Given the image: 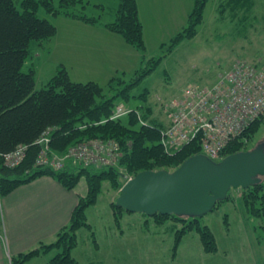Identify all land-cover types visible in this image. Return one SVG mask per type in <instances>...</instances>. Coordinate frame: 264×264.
<instances>
[{
    "label": "trees",
    "instance_id": "1",
    "mask_svg": "<svg viewBox=\"0 0 264 264\" xmlns=\"http://www.w3.org/2000/svg\"><path fill=\"white\" fill-rule=\"evenodd\" d=\"M206 1L194 0L187 16V26L171 38L165 47L168 51L195 35ZM222 3L224 8L229 4L230 9H234L249 6L251 0H225ZM84 4L83 0H21L17 6L15 0H0V199L17 186L43 175L56 179L66 189H74L80 179H84L87 185V194L78 197L69 224L58 232L57 240L19 254L12 258V264H23L53 247L58 250L48 264H82L70 255V250L76 244L75 231L82 226L89 227L85 208L98 200L103 183L118 191L128 177L140 171L172 170L188 157L202 153L198 141L185 144L171 153L165 152L158 131L165 125L155 119L141 124L134 112L138 111L142 118H146L151 112L149 106H138L124 117L111 118L117 104L115 98H129V88L134 82L121 85L122 80L115 76L105 86L94 80L77 82L71 80L61 66L42 87L35 88L34 69L23 70V64L30 56L33 42L48 40L56 33L54 23L38 15L40 7L51 15L61 14L88 24L103 25L144 56L142 23L136 0H117L114 19L107 23L88 16L78 7H84ZM163 55L148 58L150 67L139 72L135 81L149 73ZM262 125L264 119L252 121L229 142L222 157L250 149L251 141ZM48 129L50 150L56 154H63L68 147L79 142L103 139L117 143L118 160L112 166H85L69 159L59 169L37 164L40 145L36 141ZM18 145L27 146L23 160L16 166H6L1 155ZM240 189L242 206L252 217L264 219V180ZM229 191L213 209L224 201H232ZM111 207L115 211H124L116 206L115 201ZM151 218L158 224L167 220L174 223L173 251L183 235L191 231L198 233L206 252L217 249L212 231L200 223L199 217L156 213Z\"/></svg>",
    "mask_w": 264,
    "mask_h": 264
},
{
    "label": "rangeland",
    "instance_id": "2",
    "mask_svg": "<svg viewBox=\"0 0 264 264\" xmlns=\"http://www.w3.org/2000/svg\"><path fill=\"white\" fill-rule=\"evenodd\" d=\"M20 1L15 0V4L18 6ZM83 1L84 7L80 5L78 7L88 16L97 17L101 23L113 21L117 0ZM222 2L225 0H207L195 35L184 39L168 51L165 47L171 38L187 26V16L194 0H136L142 23L144 56L126 43L119 34L106 30L103 25L81 21L88 26L86 30L88 36H93L86 43L87 48L94 45L96 52L105 55L87 58L89 63L84 68L67 66L71 69L70 79L77 82L95 80L103 86L113 76L122 80L121 85L134 82L129 88V98L121 96L115 98L116 106L122 105L130 111L138 106H149L151 110L149 116L141 117L144 121L151 123L150 120L155 119L164 125L168 124L165 106L170 100L178 97L183 88L190 85L212 84L220 73L239 58L249 61L264 60V0H251L249 6L234 9H230L229 4L224 8L221 6L224 4ZM38 15L58 23L60 39L64 33L66 39L80 38L82 35L80 33H83V30L62 24L55 19L63 16L61 14L51 15L40 7ZM107 34L113 36L111 40ZM60 39L59 49L48 56L43 55L40 59V65L47 66L46 70L37 75L35 80L37 89L54 74L55 68L51 65L55 66L59 58L67 59ZM114 40L115 42H110ZM109 52H112L111 56L108 55ZM162 54L164 55L153 69L135 81L139 72L150 67L148 58H156ZM74 58L78 56L72 60ZM28 62L29 59L23 64V70H27ZM260 140H264V125L252 139L251 147ZM85 187L86 195L87 185L84 179L76 186L80 192L84 191ZM118 192L119 190L111 189L103 183L98 200L85 208V220L90 226H82L75 231L76 252L81 256H97L106 264H138L144 258L158 257L160 252L157 248L149 246V242H170L174 238V230L170 238L168 233L163 232L153 235L150 232L153 227L149 228L150 230L145 229L142 223L146 218L145 221L158 225L151 216L128 211H123L124 214L121 215L122 211H115L111 203L115 201ZM229 195L233 198L232 201H224L215 209L200 216V223L210 228L216 245L217 242L222 245L227 243L233 246V251H242L250 256L259 253L260 258L264 260V219L252 217L247 208L242 206L240 188L230 189ZM110 207L114 212L115 222L112 221L110 214H106ZM163 223L167 226L161 227L162 230L172 228L174 225L169 220ZM197 234L191 231L185 236L187 238L185 242H199L195 239ZM202 248L204 250L203 244ZM57 250L58 248L54 247L47 256L51 258Z\"/></svg>",
    "mask_w": 264,
    "mask_h": 264
},
{
    "label": "crops",
    "instance_id": "3",
    "mask_svg": "<svg viewBox=\"0 0 264 264\" xmlns=\"http://www.w3.org/2000/svg\"><path fill=\"white\" fill-rule=\"evenodd\" d=\"M168 7L171 10L170 5ZM55 19H58L62 24L81 29L83 33H80L82 34L80 38L69 37L67 39L66 33H64V36L60 39L58 38L60 34L59 25L53 21L56 26L55 35L40 43L33 42L30 56L27 58L29 62L26 69H34L35 80L38 77L37 75L46 70L47 65L43 64V67L40 65L41 57L43 55L48 56L51 52L57 51L59 49V39L62 40L67 59L59 58L55 66L51 65L52 68H55L54 74L63 66L70 77L71 69L67 66H70V68L72 66L84 68L89 63V59L87 58H98L99 55H105L103 52H101L103 54L96 52L97 49H95L94 45L87 48L86 43L93 36H88V32L86 31L88 26H85L86 24H82L80 20L63 16L56 17ZM107 35L109 40H111L113 36L111 34ZM110 42H115V40ZM108 55L111 56L112 52H109ZM77 56L78 58L72 60L73 57ZM48 80L49 78L45 83ZM85 193L86 187L82 192L78 191L76 187L74 189H66L56 179L43 175L28 183L17 186L4 195L0 199V264H12V258H15L19 254L37 248L40 244L54 242L57 232L68 225L71 213L78 202V197L85 195ZM124 212L122 211L121 215ZM106 214H110L112 221L115 222V215L111 207L107 210ZM145 219L142 222L143 226L148 230L153 227L150 231L151 234L158 235L163 232L168 233L169 238L171 237L174 225H172V228L162 230L161 227H166L167 224L161 223L155 225L150 223V221H145ZM189 233L183 235L174 251V238L170 242H149V246L157 248L160 254L158 257L144 258L138 264H264V260L260 258L259 253L250 256L242 251H233V246L227 245V243H223L222 245L217 242V249L215 251L205 252L198 234L195 236V239L199 242H185L187 239L185 236ZM76 247L77 245L70 251L71 256L76 260L85 264H106L97 256L79 255L76 252ZM53 249L54 247L41 252L23 264H48L51 258L47 255Z\"/></svg>",
    "mask_w": 264,
    "mask_h": 264
},
{
    "label": "built area",
    "instance_id": "4",
    "mask_svg": "<svg viewBox=\"0 0 264 264\" xmlns=\"http://www.w3.org/2000/svg\"><path fill=\"white\" fill-rule=\"evenodd\" d=\"M168 124L160 128V144L171 153L192 141H198L201 152L213 160L222 158L224 148L255 119H264V60H235L209 85H190L165 106ZM132 111V110H131ZM130 110L116 106L111 118ZM141 124H147L134 111ZM40 145L36 163L62 168L65 160L88 166H112L119 156L113 140L91 139L76 143L63 154L50 150L49 129L36 141ZM27 146L18 145L2 154L6 166L18 165Z\"/></svg>",
    "mask_w": 264,
    "mask_h": 264
},
{
    "label": "water",
    "instance_id": "5",
    "mask_svg": "<svg viewBox=\"0 0 264 264\" xmlns=\"http://www.w3.org/2000/svg\"><path fill=\"white\" fill-rule=\"evenodd\" d=\"M264 179V140L216 161L194 154L172 170H143L128 178L116 206L145 216L200 217L226 198L230 189H247Z\"/></svg>",
    "mask_w": 264,
    "mask_h": 264
},
{
    "label": "flooded vegetation",
    "instance_id": "6",
    "mask_svg": "<svg viewBox=\"0 0 264 264\" xmlns=\"http://www.w3.org/2000/svg\"><path fill=\"white\" fill-rule=\"evenodd\" d=\"M255 144H256V143H255ZM255 144H254V145H255ZM254 145H253V146H254ZM253 146H252V147H253Z\"/></svg>",
    "mask_w": 264,
    "mask_h": 264
}]
</instances>
